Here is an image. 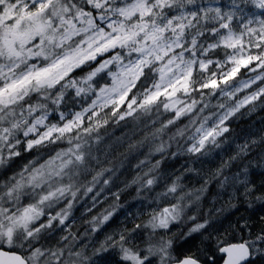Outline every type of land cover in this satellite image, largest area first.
Listing matches in <instances>:
<instances>
[{"label":"snow or ice","instance_id":"snow-or-ice-1","mask_svg":"<svg viewBox=\"0 0 264 264\" xmlns=\"http://www.w3.org/2000/svg\"><path fill=\"white\" fill-rule=\"evenodd\" d=\"M154 106L170 113L166 126L193 128L184 167L154 186L145 178L149 196L98 239L114 217L108 194L123 191L98 146ZM260 110L264 0H0V264H264V240L216 219L264 200V164L253 168L235 135ZM217 157L201 177L196 165ZM188 177L202 181L200 201L209 183L219 191L212 222L183 229ZM177 231L181 241L163 239Z\"/></svg>","mask_w":264,"mask_h":264},{"label":"clouds","instance_id":"clouds-1","mask_svg":"<svg viewBox=\"0 0 264 264\" xmlns=\"http://www.w3.org/2000/svg\"><path fill=\"white\" fill-rule=\"evenodd\" d=\"M76 103H81V100L76 98ZM169 117L170 113L166 112L162 106L159 108L154 106L148 115L141 114L140 120L115 126L114 131L109 129L110 135L98 146L101 168L115 169V174L110 179L115 183L119 181L122 184V187H118L116 191L123 189L120 196L106 200L107 204L104 209L108 214L115 216L121 210L135 212L139 207L138 202L149 196V192L144 190L146 187L145 178L152 179L154 186L158 179H166L164 172L166 168H172L169 167L170 164L179 163V166L175 167L176 172H180V169L184 167V161L188 155L184 148L188 138L193 134V128L186 124H178V127L166 126L169 125ZM171 118L174 119V117ZM251 132L255 135L252 140H249L242 129L235 128V135L246 143L252 153L262 157L259 160L255 159L256 156L252 157V160L256 162L255 165L252 164V167H256L257 164H264V144L260 143V138L264 137V131L259 129L251 130ZM211 151L214 154L215 149ZM154 157H159V159ZM208 169L197 168V172L201 177L207 178L209 176ZM182 176L183 173H180V177ZM180 177L173 176V182H176ZM200 188L201 186L196 187L194 184L192 186L185 184L183 214L177 221L183 229L189 228L193 219L212 222L208 217V212L201 213V201L196 198V193ZM110 194L112 195V193ZM189 195H191V199L188 198ZM261 203H264V200H249L248 208L254 210ZM131 204L136 206L129 211ZM227 211L226 209L225 212ZM220 218L221 216L216 218L217 223ZM143 222L141 220V223ZM253 224L258 226L255 230L252 228ZM245 225L249 226L248 242L252 243L255 240L258 246L259 242L264 240V233L260 232V228L264 226L261 224V220L253 221L245 217L239 221V227ZM231 226L233 229H238L237 224ZM163 239L176 243L181 241L183 236L181 232L177 231L169 233Z\"/></svg>","mask_w":264,"mask_h":264},{"label":"trees","instance_id":"trees-1","mask_svg":"<svg viewBox=\"0 0 264 264\" xmlns=\"http://www.w3.org/2000/svg\"><path fill=\"white\" fill-rule=\"evenodd\" d=\"M253 123L255 124H258V125H264V110H260L258 112H256L255 114H253L252 116L250 117H246L245 119L241 120L238 122V125L239 127H237V129H242V130H245L246 128H249ZM234 127H236V125H234ZM256 156V153H252L250 155V157L248 159H252V157ZM247 162V161H245ZM256 162L253 160V164H255ZM179 166V163H175V164H170L169 167H178ZM256 175L259 176L260 175V171L259 169H257L256 171ZM188 183L189 186L192 185V183H189V182H186ZM201 181L200 180H197V182H195V186L196 187H200L201 186ZM118 187H122V184L119 183V181H117L115 183V187H114V190H117ZM217 191V187L215 185L214 182L210 183V186L208 187V192L205 194V197L204 199L201 201V204H202V207H201V213H204V212H207L208 209L210 208V202H209V199L216 193ZM109 199H111V195L109 196ZM107 204V201H105L103 207H105ZM136 205L135 204H131L129 205V210L131 211L132 208H134ZM84 208H85V202H82L80 205H78L74 211V215L77 216L78 218L81 216V213L84 211ZM245 212L243 213L242 217L243 216H251V220L253 221H256V220H259V218L261 216H264V206H260V205H257L256 208L254 210L252 209H249L247 207V205H243L242 207ZM121 212H124V210H121ZM119 212V213H121ZM119 213H117L112 221L109 222L108 225H105V228L97 234V238L98 239H103V231H110L112 228H115L117 226H119L121 224V221H119ZM91 216V214H86L84 217L85 219H89V217L87 216ZM87 225L86 224H83L81 223L80 226H79V231L80 232H83V229L84 227H86ZM258 226L256 224H253L252 225V228L255 229L257 228ZM75 228V226H74ZM88 252L91 253V250L89 251L88 249Z\"/></svg>","mask_w":264,"mask_h":264},{"label":"rangeland","instance_id":"rangeland-1","mask_svg":"<svg viewBox=\"0 0 264 264\" xmlns=\"http://www.w3.org/2000/svg\"><path fill=\"white\" fill-rule=\"evenodd\" d=\"M255 114V113H254ZM259 129H264V125L262 126V125H258V124H255V123H253L249 128H246L245 130H243V133H247V132H249V130H259ZM218 160H219V158L217 157L216 158V160H209V161H207L206 162V164L204 165V168H213L214 169V167H215V165L218 163ZM253 165H255V164H253ZM196 167L197 168H200L201 166L200 165H196ZM253 168H256V167H253ZM197 180H200V179H198V178H196V177H188L187 178V180H186V182H189L190 181V183H192V185L193 184H195V182H197ZM201 181V180H200ZM202 182V181H201ZM191 185V186H192ZM196 185V184H195ZM210 186V183H209V185H208V187ZM219 190H218V188H217V191H216V193L218 192ZM215 193V194H216ZM214 194V195H215ZM111 194L109 193V196H110ZM213 195V196H214ZM212 196V197H213ZM211 197V198H212ZM211 198L209 199V202H210V208L212 207V203H211ZM223 203V199L222 198H217V204H216V207H220L221 206V204ZM234 203H235V201H234ZM243 203H238V206L236 207V208H234V209H231V210H229V211H227V212H225L222 216H221V220H219V222L221 223H217V226H218V224H219V226L218 227H221V228H223V227H227L229 224H237V227H239V221L241 220V219H243V218H245V217H247V218H249V219H251V216H243L242 217V215H243V213L245 212V210L242 208L243 207ZM75 211V210H74ZM130 211V210H129ZM74 214V213H73ZM89 218H90V216L89 215H87ZM84 219H85V217H84ZM86 220V219H85ZM120 220H124V212H121V213H119V221ZM84 224V223H83ZM256 229V228H255ZM255 229H253V230H255ZM98 234V233H97ZM193 242H195V241H193ZM91 250V247H89V251Z\"/></svg>","mask_w":264,"mask_h":264},{"label":"bare ground","instance_id":"bare-ground-1","mask_svg":"<svg viewBox=\"0 0 264 264\" xmlns=\"http://www.w3.org/2000/svg\"><path fill=\"white\" fill-rule=\"evenodd\" d=\"M215 196V195H214ZM221 220V219H220ZM220 223V222H219ZM221 224V223H220ZM218 226H219V224H218Z\"/></svg>","mask_w":264,"mask_h":264}]
</instances>
